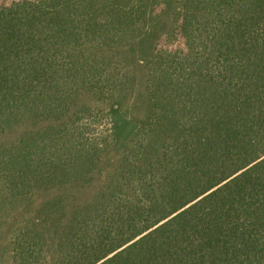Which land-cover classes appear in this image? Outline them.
<instances>
[{
  "label": "trees",
  "instance_id": "trees-1",
  "mask_svg": "<svg viewBox=\"0 0 264 264\" xmlns=\"http://www.w3.org/2000/svg\"><path fill=\"white\" fill-rule=\"evenodd\" d=\"M24 203L9 264H42L54 238L55 264H264V0L0 8V210Z\"/></svg>",
  "mask_w": 264,
  "mask_h": 264
},
{
  "label": "rangeland",
  "instance_id": "rangeland-1",
  "mask_svg": "<svg viewBox=\"0 0 264 264\" xmlns=\"http://www.w3.org/2000/svg\"><path fill=\"white\" fill-rule=\"evenodd\" d=\"M23 0H0V8L2 7H10L14 3H17ZM161 47L170 49L172 51H180L186 50V43L185 40L178 36L176 41L172 44L166 43L164 40L161 41ZM139 85L137 89L139 92H142V84H143V74L140 73L139 75ZM93 106L97 107L98 109H103V105L99 103H92ZM95 104V105H94ZM103 112V110H101ZM96 114L95 119H90L89 124L91 125L90 131L86 135L87 137H95V135H100L104 133L108 128V118L105 116L104 113ZM20 131L14 132L11 136H7L4 139V142L7 144L14 143ZM118 161V156L115 152H112L109 156H105L104 159L99 164V168H101L100 173L95 175V180L92 186L86 190L82 191H72L71 193L67 194L66 197V205L67 208L64 211V217L62 215H58L57 218H62L63 223L70 220L74 217L77 212L81 210L87 204H91L94 202V198L100 192L104 184L107 182L108 178V170L114 169L116 163ZM66 196V194L64 195ZM23 206V205H22ZM36 203H24V207H20L18 204L8 205L4 210H0V264H9L11 258V249L9 248V241L12 230L17 228L16 225L20 220H28L30 221L33 217H31L34 213H32V209L36 207ZM26 217V219H24ZM24 222L22 221V224ZM50 222L43 221V227L48 228ZM58 259V243L56 242L55 238L54 241L48 242L45 257L42 261V264H55Z\"/></svg>",
  "mask_w": 264,
  "mask_h": 264
}]
</instances>
